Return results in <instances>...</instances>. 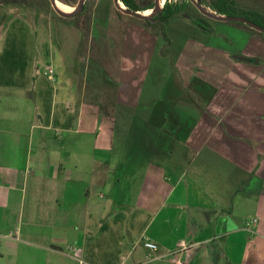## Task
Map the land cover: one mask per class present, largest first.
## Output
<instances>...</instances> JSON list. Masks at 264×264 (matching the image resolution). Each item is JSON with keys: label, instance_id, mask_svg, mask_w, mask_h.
<instances>
[{"label": "crops", "instance_id": "obj_1", "mask_svg": "<svg viewBox=\"0 0 264 264\" xmlns=\"http://www.w3.org/2000/svg\"><path fill=\"white\" fill-rule=\"evenodd\" d=\"M100 22L93 38L115 60L126 35ZM2 26L0 264H264V63L214 50L204 66L205 35L170 36L178 97L157 113L138 96L146 69L116 96L133 63L118 59L107 82L111 45L80 65L78 27L0 2ZM252 35L261 46L241 57L261 56ZM134 119L144 129L115 124Z\"/></svg>", "mask_w": 264, "mask_h": 264}, {"label": "rangeland", "instance_id": "obj_2", "mask_svg": "<svg viewBox=\"0 0 264 264\" xmlns=\"http://www.w3.org/2000/svg\"><path fill=\"white\" fill-rule=\"evenodd\" d=\"M58 1L66 5L70 10H73L79 3V0ZM167 1L173 4H181L186 0H160V3L162 2V8ZM0 2L12 5H22L23 7L37 11L41 15L48 14L52 16V18H56L57 20L65 22L66 25H74L78 27L85 38L82 44L81 54L78 55L77 58L80 65L82 64V62H85L84 60H82L84 56L90 61H97L99 59V62H102L103 58L100 52L111 45V48L106 51V57L104 56L106 65L112 66L111 73L109 71L107 74L104 73L106 81L109 83H112V81H114L112 75L114 73V68L118 66V59H120V63L124 58L127 60H131L133 64H130L129 71L124 72L123 79L120 81V83H112V86L116 89L117 97L124 96L126 92H129L125 87V84L131 83L130 79H132L135 72L140 71L143 73V71H145L146 69L147 74L143 79L141 90L138 93V96L142 98V102L148 101L151 104H155L153 105V110H156L157 113H160L161 111L164 112L166 109H168L167 105L161 107V103L163 102V100H166L169 106H172L175 103V100L178 97V88L176 85H174V77L177 75V69L174 67L175 64L172 63L171 58H168L162 54L163 50L168 48V42L164 39L159 29L146 24L140 19L129 17L128 15H125L118 11L113 3V0H86L84 12L80 16L72 19H64L60 17L54 11L49 0H0ZM137 2L140 5H146L155 4L156 0H137ZM235 2L241 8L244 7L250 10L252 9L259 12L261 11V13L264 14V0H235ZM201 3L205 10L215 15H219L210 7L211 0H203L201 1ZM148 14L149 16H154L156 12L152 10L148 12ZM185 14H190L193 18L188 19L184 18L183 15H181V17L176 19H185L186 21H189L190 28L194 31H192L188 27H185L184 25H182L180 29L183 28L184 32H187L188 34L196 33L199 35L202 34V36H206L207 40L203 43L202 49L208 50V52L206 54V57L201 59L204 66L209 65L212 61V59L208 58L207 56H209L210 52L214 50L227 56H231L232 60H236L237 62L246 64L245 62L240 61L237 58L241 57L242 54H248L251 56V53L257 51L256 48L261 46L260 44L258 46L255 45L256 42L254 40V35H252L253 33L261 36L260 38H262V41H259V43H263V47L260 48L261 51L258 49L262 57H253V60H255L257 63L259 62L260 64L264 63V35L261 32L256 31L246 24L211 19L202 14L197 8L196 4H194L193 2L191 3V5H189V9ZM104 18L106 19V22L108 21L106 24L108 29L110 28L111 32H121L122 34L126 35V47H121V49L115 53L117 54L115 60L111 56V51L112 49H114L113 41L111 40L110 43L109 39H107L105 41L104 48V46H102L101 44V41L93 38V36L97 33L98 26L100 27V29L102 28V22H100V20L102 21V19ZM128 18L132 20L131 24H128L129 21L125 20ZM201 18H204V21ZM176 19L172 20L175 25H177L176 22H179ZM197 20L201 24V27H198L195 24L197 23ZM172 21H170V23L167 25V35L169 37H176L180 35L181 37L183 35V30L181 29L180 31H176L172 27ZM138 26H144L145 28H148L150 32L141 33L138 31V29H140ZM3 28L4 26H2L0 29L1 34L3 33ZM129 44L131 45L129 46ZM88 47L89 49L86 51ZM177 48L178 47H174L173 50L175 51ZM144 52L147 53V56L146 58H141V54ZM202 71H204V69ZM91 76L94 77V74H92ZM94 82L93 84H90L89 82V84L94 85L92 87L100 88L99 90H102L103 92L113 91L107 89L108 87L106 85L104 86V84L102 83L94 84ZM172 85L174 86L171 88ZM132 94L134 93L132 92ZM121 108L122 111H120L119 113L123 117H126L128 116V114L133 113L132 108ZM115 124H117L118 129H144L142 123L136 119L131 121H118L115 122ZM128 139L129 141L133 140L136 142V144L142 145L148 138H145L144 136L140 137L139 134V136H131ZM119 141L121 140L119 139ZM149 146L147 144L148 151L151 150L152 147Z\"/></svg>", "mask_w": 264, "mask_h": 264}, {"label": "trees", "instance_id": "obj_3", "mask_svg": "<svg viewBox=\"0 0 264 264\" xmlns=\"http://www.w3.org/2000/svg\"><path fill=\"white\" fill-rule=\"evenodd\" d=\"M120 1L123 3V5L127 9L132 10L134 12H137V11L144 12V11L153 9L155 6V4L140 5L138 4L137 0H120ZM200 1H203V0H200ZM191 3H192L191 0H186L182 2L181 4H173L167 1L164 7L162 8V11L157 12L155 16L152 18V20L157 19V22L153 23L150 20H146V19L142 21H144L146 24L150 26H154L156 29H159L164 39L170 43L171 42L170 38L166 33L167 25L173 19L181 17V15H183L184 18H189V19L193 18L191 17L190 14H185L187 10L189 9V5H191ZM210 7L219 15H222L225 17H229V16L244 17L250 21L257 23L259 26L264 27V14L263 13L257 10L256 11L252 9L250 10L244 7L241 8L240 6L237 5L235 0H211ZM84 10H85V7H84ZM84 10L82 11V13L84 12ZM64 19H72V18H64ZM201 19L204 21V18H201ZM196 22L197 23L195 24L198 27H201V24L199 23V21L197 20ZM239 24H242V23H239ZM261 33L264 35L263 32ZM238 59L242 61L250 62V63H253V61L255 62L253 58L238 57Z\"/></svg>", "mask_w": 264, "mask_h": 264}, {"label": "water", "instance_id": "obj_4", "mask_svg": "<svg viewBox=\"0 0 264 264\" xmlns=\"http://www.w3.org/2000/svg\"><path fill=\"white\" fill-rule=\"evenodd\" d=\"M191 1L194 4H196L197 8L200 10V12L202 14H204L205 16H207V17H209L211 19L218 20V21L238 22V23L246 24L249 27L255 29L256 31L264 33V27H261L257 23H255L253 21H250V20H248V19H246L244 17H234V16L225 17V16H222V15H215V14L205 10L200 0H191ZM49 2L51 3L54 11L59 16L64 17V18H74V17L79 16L82 13V11L84 10V7H85L86 0H79L78 5L72 11H69V12L63 11V10H61L59 8L58 3H57L58 0H49ZM113 2H114V5H115L116 9L118 11H120L121 13L125 14V15L131 16V17H134V18H137V19H140V20H145V19L146 20H150L153 23L157 22V19L156 20H152V18L155 15L154 16L146 15L145 14L146 11H144V12H139V11L134 12L132 10H129L123 5V3L120 0H113ZM152 10L155 11L156 13L162 11V6H161V3H160V0H156L155 6H154V8Z\"/></svg>", "mask_w": 264, "mask_h": 264}, {"label": "built area", "instance_id": "obj_5", "mask_svg": "<svg viewBox=\"0 0 264 264\" xmlns=\"http://www.w3.org/2000/svg\"><path fill=\"white\" fill-rule=\"evenodd\" d=\"M49 73L54 78L53 70H50ZM247 226L249 227L250 225L247 224ZM145 247L150 249L151 251H157L159 249V246L157 244L153 243V242H146L145 243ZM171 262H172V264H184V262L182 260L178 259L176 256H174V254L171 256Z\"/></svg>", "mask_w": 264, "mask_h": 264}, {"label": "bare ground", "instance_id": "obj_6", "mask_svg": "<svg viewBox=\"0 0 264 264\" xmlns=\"http://www.w3.org/2000/svg\"><path fill=\"white\" fill-rule=\"evenodd\" d=\"M58 3V2H57ZM161 5H162V2H161ZM59 6V8L61 9V10H63V11H65L66 10V8L65 7H63V5H58ZM146 14H148V11L146 12Z\"/></svg>", "mask_w": 264, "mask_h": 264}]
</instances>
